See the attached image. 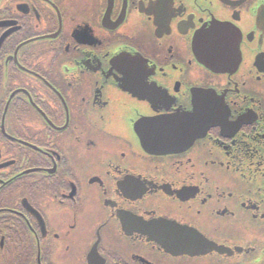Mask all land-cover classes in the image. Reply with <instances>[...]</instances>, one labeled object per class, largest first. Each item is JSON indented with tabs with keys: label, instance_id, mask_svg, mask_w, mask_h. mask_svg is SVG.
I'll return each instance as SVG.
<instances>
[{
	"label": "flooded vegetation",
	"instance_id": "flooded-vegetation-1",
	"mask_svg": "<svg viewBox=\"0 0 264 264\" xmlns=\"http://www.w3.org/2000/svg\"><path fill=\"white\" fill-rule=\"evenodd\" d=\"M0 264H264V0H0Z\"/></svg>",
	"mask_w": 264,
	"mask_h": 264
}]
</instances>
